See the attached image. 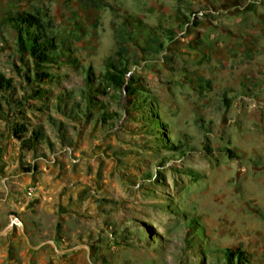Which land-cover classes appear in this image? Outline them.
I'll use <instances>...</instances> for the list:
<instances>
[{
    "label": "rangeland",
    "instance_id": "obj_1",
    "mask_svg": "<svg viewBox=\"0 0 264 264\" xmlns=\"http://www.w3.org/2000/svg\"><path fill=\"white\" fill-rule=\"evenodd\" d=\"M243 1L0 0L57 46L29 84L0 24V264H264V26ZM118 60L133 95L100 83Z\"/></svg>",
    "mask_w": 264,
    "mask_h": 264
},
{
    "label": "trees",
    "instance_id": "obj_2",
    "mask_svg": "<svg viewBox=\"0 0 264 264\" xmlns=\"http://www.w3.org/2000/svg\"><path fill=\"white\" fill-rule=\"evenodd\" d=\"M8 23L10 24L18 33L17 38V52L19 55H26L29 60L32 62L33 73L32 75L25 73L24 79L30 83H46L51 80L52 74L46 71V68L50 66L55 59V53L57 46L54 44L52 39L47 35L44 31V24L40 17L36 14L30 12H16L12 16H7L0 21V24ZM188 23V21H187ZM130 23L127 22V25ZM136 24L142 27L140 22L136 20ZM196 24V23H195ZM24 28V32L28 34L27 41L29 42L27 45L25 40L22 39L21 29ZM149 31V29H147ZM163 33L167 35L170 39L174 38L175 34L172 30L167 29L163 30ZM22 61V56H19ZM23 63H27V60H24ZM108 67L112 68L114 73L111 77L106 78L105 80H100V83H103L105 87L113 86L117 89H120L125 95H133L134 85L127 84L124 85V78L126 74L125 66L123 65L121 60L116 61L114 64L109 63ZM88 73V72H87ZM87 82L86 87L88 90H92L96 92L95 88L92 86V79L89 76H86ZM102 84V85H103ZM15 86L12 83L11 78L6 77L2 72H0V92L9 93L14 91ZM43 94H45V89L43 88H35L32 90V95L34 97L40 98ZM89 100V104H92V99L90 96L86 97ZM16 104L21 105L19 100H14ZM94 102V101H93ZM96 103L98 101H95ZM98 107L100 117L109 118V114L103 111V108L100 106L99 102L95 104ZM60 107V106H59ZM66 106L61 107V114L67 116L71 115L70 111H66ZM60 109V108H59ZM1 110V106H0ZM19 129L21 133L28 132V136L22 138V134H18L20 140V145L25 147L26 149H30L36 142L42 140L43 134L39 125H34L32 128H27L23 124L19 125ZM242 252L240 250H230L223 249L222 254L223 257L229 262L231 257L239 258Z\"/></svg>",
    "mask_w": 264,
    "mask_h": 264
},
{
    "label": "crops",
    "instance_id": "obj_3",
    "mask_svg": "<svg viewBox=\"0 0 264 264\" xmlns=\"http://www.w3.org/2000/svg\"><path fill=\"white\" fill-rule=\"evenodd\" d=\"M243 6H241L239 9L244 10L246 13L253 14L254 18H261L263 21L260 23V25L264 26V0H244ZM259 11V12H258ZM260 25H257L256 30H262ZM264 32V30H262ZM264 39V36H263ZM261 50H264L263 47L260 48Z\"/></svg>",
    "mask_w": 264,
    "mask_h": 264
}]
</instances>
